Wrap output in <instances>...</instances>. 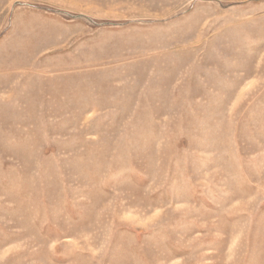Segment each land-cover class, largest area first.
Instances as JSON below:
<instances>
[{"label":"rangeland","instance_id":"rangeland-1","mask_svg":"<svg viewBox=\"0 0 264 264\" xmlns=\"http://www.w3.org/2000/svg\"><path fill=\"white\" fill-rule=\"evenodd\" d=\"M0 264H264V0H0Z\"/></svg>","mask_w":264,"mask_h":264}]
</instances>
